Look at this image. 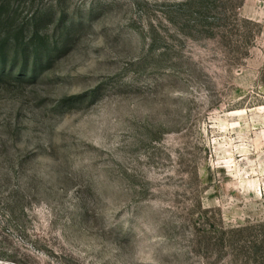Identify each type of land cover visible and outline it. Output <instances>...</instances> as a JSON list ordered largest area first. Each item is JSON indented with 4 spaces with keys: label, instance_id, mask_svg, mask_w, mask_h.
Listing matches in <instances>:
<instances>
[{
    "label": "rangeland",
    "instance_id": "374dc122",
    "mask_svg": "<svg viewBox=\"0 0 264 264\" xmlns=\"http://www.w3.org/2000/svg\"><path fill=\"white\" fill-rule=\"evenodd\" d=\"M263 70L264 0H0V264H244Z\"/></svg>",
    "mask_w": 264,
    "mask_h": 264
},
{
    "label": "trees",
    "instance_id": "16d2710c",
    "mask_svg": "<svg viewBox=\"0 0 264 264\" xmlns=\"http://www.w3.org/2000/svg\"><path fill=\"white\" fill-rule=\"evenodd\" d=\"M223 14L228 17L226 10ZM234 16L236 20L246 24L249 28L256 27V30L251 29L252 31L244 39H239V42H242L240 45L242 47L248 44L252 45L256 36L262 31L261 24L249 19H241L235 11ZM209 233L219 235L218 238L222 245L228 242V246L234 250L235 254L243 255L244 264H264V221L235 228L221 227V229Z\"/></svg>",
    "mask_w": 264,
    "mask_h": 264
}]
</instances>
